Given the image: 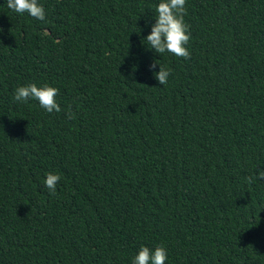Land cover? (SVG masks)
<instances>
[{
    "label": "trees",
    "instance_id": "1",
    "mask_svg": "<svg viewBox=\"0 0 264 264\" xmlns=\"http://www.w3.org/2000/svg\"><path fill=\"white\" fill-rule=\"evenodd\" d=\"M38 2L45 21L0 0V264H131L142 246L264 264V180H246L264 170V0H186L187 60L144 41L160 0ZM32 83L61 112L13 101Z\"/></svg>",
    "mask_w": 264,
    "mask_h": 264
},
{
    "label": "clouds",
    "instance_id": "2",
    "mask_svg": "<svg viewBox=\"0 0 264 264\" xmlns=\"http://www.w3.org/2000/svg\"><path fill=\"white\" fill-rule=\"evenodd\" d=\"M185 3L186 0H160L155 6V23L151 26L150 33L144 38L148 48L153 49L158 54L167 52L185 60L190 58V53L185 47L190 40L189 26L184 22V16L187 14ZM6 5L8 9L17 14L27 13L36 20L45 21V9L38 0H6ZM155 67V62L150 65V68ZM154 75L160 85H166L170 72L160 66L159 71ZM58 94L59 90L55 87L47 84L38 87L32 83L17 87L12 99L14 102L21 103L35 100L40 108L51 114L59 113L62 110L56 100ZM66 115L69 119L74 118L70 109L66 111ZM246 180L250 184L255 180H264V170H258L255 176L246 177ZM59 181L60 176L58 174H47L44 179V187L50 195L56 194V186ZM166 260L167 252L163 246H158L154 250L142 246L133 256L131 264H165Z\"/></svg>",
    "mask_w": 264,
    "mask_h": 264
}]
</instances>
